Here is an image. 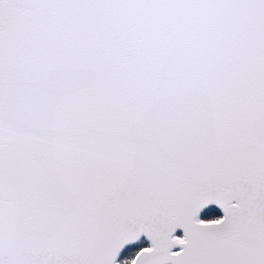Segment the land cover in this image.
Listing matches in <instances>:
<instances>
[{
	"label": "snow or ice",
	"instance_id": "6c2138e0",
	"mask_svg": "<svg viewBox=\"0 0 264 264\" xmlns=\"http://www.w3.org/2000/svg\"><path fill=\"white\" fill-rule=\"evenodd\" d=\"M0 264H264V0H0Z\"/></svg>",
	"mask_w": 264,
	"mask_h": 264
}]
</instances>
